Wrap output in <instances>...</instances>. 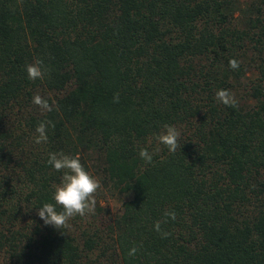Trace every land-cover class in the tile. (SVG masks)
<instances>
[{
    "label": "trees",
    "instance_id": "16d2710c",
    "mask_svg": "<svg viewBox=\"0 0 264 264\" xmlns=\"http://www.w3.org/2000/svg\"><path fill=\"white\" fill-rule=\"evenodd\" d=\"M231 4L0 0L3 264H264V0L239 8L242 28L229 24ZM37 59L48 74L29 80ZM250 64L252 102H218L216 91L231 90ZM36 94L51 112L32 103ZM47 120L55 127L36 144ZM165 124L181 133L174 154L156 140ZM50 152L79 155L102 185L126 194L119 211L100 225L77 215L65 233L44 225L37 208L55 203L63 175ZM18 197L35 210L28 231L13 227ZM165 220L171 235L162 238L153 225Z\"/></svg>",
    "mask_w": 264,
    "mask_h": 264
},
{
    "label": "clouds",
    "instance_id": "9594fccd",
    "mask_svg": "<svg viewBox=\"0 0 264 264\" xmlns=\"http://www.w3.org/2000/svg\"><path fill=\"white\" fill-rule=\"evenodd\" d=\"M240 61L237 59H230L229 66L232 69H238ZM27 76L29 80H43L48 74V68L40 59L35 60L33 63L26 65ZM216 100L225 106L236 107L238 101L234 93L228 89H219L215 93ZM114 102H119V94H114ZM32 103L39 106L42 112H51L52 105L49 104L48 99L43 98L41 95L36 94L33 96ZM55 103V102H53ZM55 127L51 120L42 121L38 124L35 131L38 135L35 137V143L41 144L47 142V128ZM180 131L170 124L163 125V130L156 134L158 143L167 147L170 153H175L181 147L179 138ZM159 151V148L155 150ZM153 152L147 148L141 147L139 149V156L145 163L153 162ZM47 163L52 165L55 170L62 171L61 183L56 185L53 193V200L55 203H44L41 207L37 208L38 216L43 220L44 225L53 226L56 229L63 230L68 227V222L71 218L79 215L81 217L86 214H94L96 207L95 194L101 188V183L98 179L93 177L80 161L79 155L70 156L62 152H50L48 154ZM60 206L61 210H57ZM33 207L31 204L25 206V211H29ZM165 218L176 219L174 210H165ZM165 221H156L153 225L154 230L161 235L162 238H167L171 233L161 229V224ZM138 251L137 247H132L129 250V256H134Z\"/></svg>",
    "mask_w": 264,
    "mask_h": 264
},
{
    "label": "rangeland",
    "instance_id": "374dc122",
    "mask_svg": "<svg viewBox=\"0 0 264 264\" xmlns=\"http://www.w3.org/2000/svg\"><path fill=\"white\" fill-rule=\"evenodd\" d=\"M249 0H230L232 3L231 6L233 7L232 17L229 18L230 25H234L237 28H242L245 24L241 18V15L239 13V8L241 6H244L246 2ZM250 42V41H249ZM246 41L245 46L248 47V49L245 53H252L251 52V46L250 43ZM196 60L200 63H202L205 66V58H196ZM198 67V65L196 66ZM255 77V71L253 69L252 64L249 66L247 65L244 75L238 77L237 80L233 81L231 92L234 93L235 98L243 103V104H249L252 102L249 91H250V83L252 79ZM95 177V176H93ZM96 178V177H95ZM97 179V178H96ZM101 183V182H100ZM126 197V194L118 192L116 189L107 188L101 183V188L98 189L97 193L95 194L96 199V207H95V213L94 214H86L82 217L83 225L84 224H101L104 223L109 217H112L114 214H116L120 209L121 200ZM27 204L20 198L16 199V202H14L15 210L10 215L16 216L17 214H20L19 218L17 219L16 223L14 224V228H18L23 231H28V225L24 223H29L30 218L35 216V210H29L25 211V206ZM31 214V215H30ZM28 221V222H27ZM69 224L73 226L74 224H78L79 219L77 216L71 218L69 220ZM24 224V225H23ZM26 226V229L24 228ZM6 254L5 252L0 251V264H3L6 262L5 260Z\"/></svg>",
    "mask_w": 264,
    "mask_h": 264
}]
</instances>
